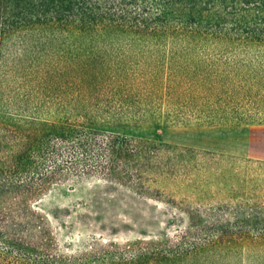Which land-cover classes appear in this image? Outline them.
I'll return each mask as SVG.
<instances>
[{
  "label": "trees",
  "instance_id": "obj_1",
  "mask_svg": "<svg viewBox=\"0 0 264 264\" xmlns=\"http://www.w3.org/2000/svg\"><path fill=\"white\" fill-rule=\"evenodd\" d=\"M213 6L0 0V264H207V247L234 244L264 254V161L107 131L264 125L242 112L247 75L234 71L264 65V34L222 32ZM86 180L163 206L173 235L59 256L35 203Z\"/></svg>",
  "mask_w": 264,
  "mask_h": 264
},
{
  "label": "rangeland",
  "instance_id": "obj_2",
  "mask_svg": "<svg viewBox=\"0 0 264 264\" xmlns=\"http://www.w3.org/2000/svg\"><path fill=\"white\" fill-rule=\"evenodd\" d=\"M201 1H213L214 19H210L222 32L245 35L254 30L264 34V0ZM237 50L253 51L243 47ZM259 51L264 52V49ZM256 66L238 67L234 71L242 76L247 75L242 77L247 81L242 83V93L249 95L250 102L247 108L242 107V112L248 110L246 112L260 115L264 114V65ZM107 131L121 137L264 161V125L192 124L184 127L159 123L111 127ZM35 204L37 212L46 221L47 230L54 238V248L61 257L91 255L98 258L106 253L118 255L140 247L142 243L156 242L161 232L170 237L175 229L171 227L164 230L160 224L164 220L161 215L165 211L163 206L140 201L121 189L114 190L100 180L53 186ZM206 252L203 256L207 264L264 263V254L257 247L214 245L207 247Z\"/></svg>",
  "mask_w": 264,
  "mask_h": 264
}]
</instances>
